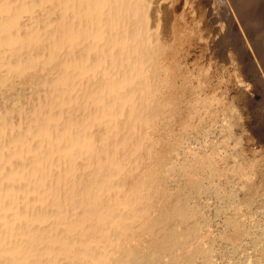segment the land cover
I'll return each instance as SVG.
<instances>
[{
	"label": "rangeland",
	"instance_id": "1",
	"mask_svg": "<svg viewBox=\"0 0 264 264\" xmlns=\"http://www.w3.org/2000/svg\"><path fill=\"white\" fill-rule=\"evenodd\" d=\"M230 2L107 0L104 41L84 53L85 32L65 40V117L105 128L77 166V209L61 208L77 264L95 243L108 250L95 264H264V57ZM246 12L264 15V0ZM109 210L120 220L102 227Z\"/></svg>",
	"mask_w": 264,
	"mask_h": 264
},
{
	"label": "bare ground",
	"instance_id": "2",
	"mask_svg": "<svg viewBox=\"0 0 264 264\" xmlns=\"http://www.w3.org/2000/svg\"><path fill=\"white\" fill-rule=\"evenodd\" d=\"M260 1L230 3L248 25L247 30L252 28L251 42L258 41L264 57V37L253 24L261 23L264 15L245 13ZM106 7L107 0H0V264H77L84 259L85 252L73 245L79 242H67L70 233L64 228L61 208L68 209L70 215L77 209L70 207L74 200L68 198L78 179L77 166L96 159L86 156L91 150L87 141L105 128L79 123V129L74 130L66 119L73 114L77 65L70 51L63 49L65 40L75 39L76 30L87 34L76 46L81 51L88 41L106 39ZM101 137L104 143L106 137ZM62 180L72 181L59 195L56 186ZM85 195L83 198L89 194ZM113 210L100 220L102 227L120 220ZM107 252L103 244H92L86 253L87 264H95L97 257Z\"/></svg>",
	"mask_w": 264,
	"mask_h": 264
}]
</instances>
